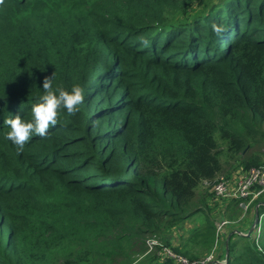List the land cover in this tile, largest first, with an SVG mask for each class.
<instances>
[{"label":"trees","instance_id":"16d2710c","mask_svg":"<svg viewBox=\"0 0 264 264\" xmlns=\"http://www.w3.org/2000/svg\"><path fill=\"white\" fill-rule=\"evenodd\" d=\"M53 75L84 89L79 111L17 151L4 121L31 119ZM262 145L264 0L0 5V264H200L214 207L235 222L247 203L214 184L230 162L263 166ZM246 211L206 264H264V193Z\"/></svg>","mask_w":264,"mask_h":264},{"label":"clouds","instance_id":"9594fccd","mask_svg":"<svg viewBox=\"0 0 264 264\" xmlns=\"http://www.w3.org/2000/svg\"><path fill=\"white\" fill-rule=\"evenodd\" d=\"M3 4L4 0H0V5ZM213 30L220 33L222 28L213 24ZM53 79L54 75L45 77L43 92L31 106V119H24L20 114H16L4 121L10 128L6 137L17 146V151H22L25 143L34 134L44 136L50 125H56L61 109H66L68 114L79 111L84 100V89L78 84L73 85L71 90L54 87ZM257 247L264 251V247L259 244Z\"/></svg>","mask_w":264,"mask_h":264},{"label":"built area","instance_id":"2783aa9c","mask_svg":"<svg viewBox=\"0 0 264 264\" xmlns=\"http://www.w3.org/2000/svg\"><path fill=\"white\" fill-rule=\"evenodd\" d=\"M239 172L240 173L237 176H234L231 179L221 177L220 180L216 184H214L213 191L216 193L217 197L221 199H236L240 201H246L247 203L242 204H245V207L247 209L259 196L264 193V165L261 167H253L249 170H241ZM228 224L229 222L224 218H222L219 224H217L218 240L216 241V247L218 246L219 234L221 230ZM241 234L246 235L244 233ZM149 243L152 246L157 244V241L152 240L149 241ZM165 252L166 254H168V256L176 258V260L180 263L196 264L189 263L186 259L177 256L169 249H165ZM208 261H210L209 257L202 261L200 264H206Z\"/></svg>","mask_w":264,"mask_h":264},{"label":"rangeland","instance_id":"374dc122","mask_svg":"<svg viewBox=\"0 0 264 264\" xmlns=\"http://www.w3.org/2000/svg\"><path fill=\"white\" fill-rule=\"evenodd\" d=\"M222 147H223V145H222ZM263 150H264V145H262V148H261V151H260L262 157L264 156L263 155V152H264ZM226 156H227L226 149H223L221 160H222V162L224 164H226V161H227V157ZM263 160H264V157H263ZM241 170H244L243 166L239 165L236 162H230L227 165V171L228 172L226 171L223 175H227L226 178L231 179L234 176H237L240 173L239 171H241ZM203 190H204V186L201 187L200 191H203ZM223 206L224 205L221 206V204H220V205H217L216 207H214V209H213L216 212V214H217V217H216L217 224H219V222L221 221V217L222 216L225 217L224 219H226L229 222V224L227 226H225L221 230V232L219 234L218 246L214 250L213 255H211L209 257V260H214V254H218L219 253V251L221 249V245H223L229 230H231L232 228H237V226H242V225H243V227L246 228L247 224H243V223L245 221H248L250 223V220H249L250 211H246V209H245L244 212L242 213V215L239 217L238 221L232 222V221L229 220L228 213L226 212V210H225V208ZM202 221H203V219L200 217V218L195 219L194 222H186L185 228L180 230V232L185 231V230H191V229H194L196 227H199L202 224ZM177 239H178L177 238V234L173 235L172 241H173L174 244H177ZM227 244H228V241L226 242V245ZM220 262H221V264H226V259H223Z\"/></svg>","mask_w":264,"mask_h":264},{"label":"water","instance_id":"95a60500","mask_svg":"<svg viewBox=\"0 0 264 264\" xmlns=\"http://www.w3.org/2000/svg\"><path fill=\"white\" fill-rule=\"evenodd\" d=\"M242 206H245V204H242ZM258 221H259V217H258V214H257L255 223H254L252 229L249 231V233L247 235H250L253 232V230H254L255 226L257 225ZM238 233L241 234V232H238Z\"/></svg>","mask_w":264,"mask_h":264},{"label":"crops","instance_id":"0c3cea01","mask_svg":"<svg viewBox=\"0 0 264 264\" xmlns=\"http://www.w3.org/2000/svg\"><path fill=\"white\" fill-rule=\"evenodd\" d=\"M243 207V209L245 210L246 209V207L245 206H242Z\"/></svg>","mask_w":264,"mask_h":264},{"label":"bare ground","instance_id":"6f19581e","mask_svg":"<svg viewBox=\"0 0 264 264\" xmlns=\"http://www.w3.org/2000/svg\"><path fill=\"white\" fill-rule=\"evenodd\" d=\"M37 22H39V21H37Z\"/></svg>","mask_w":264,"mask_h":264}]
</instances>
